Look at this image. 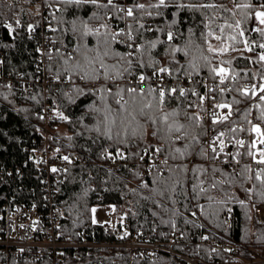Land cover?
<instances>
[{
    "label": "trees",
    "instance_id": "obj_1",
    "mask_svg": "<svg viewBox=\"0 0 264 264\" xmlns=\"http://www.w3.org/2000/svg\"><path fill=\"white\" fill-rule=\"evenodd\" d=\"M123 1L46 0L53 8L52 38L74 53L70 57L68 52L53 51L49 76L108 83L100 96L79 85L51 91L47 98L52 109L65 121L50 126L48 140L60 155L77 153L97 161L118 150L125 151L128 160L158 151L169 160V170L142 177L125 169L114 175L90 164L59 173L62 237L76 242L85 232L88 240L105 242L108 238L93 221L92 212L96 207L111 206L118 218L129 217L132 230L185 236L188 245L182 251L193 258L204 260L212 253L193 237L264 245V225L255 224L253 215V205L264 203V164L254 162L264 142V90L255 97L235 86L220 96L223 118L216 126L222 127L220 140L233 151L224 157L229 164L207 165V148L202 145L207 126L200 96L191 89L173 94L170 88L160 92L150 84L129 86L123 82L125 74L148 82L161 69L177 77L208 79L225 70L240 83H251L253 90L261 89L264 24L260 25L256 13L264 8V0H126L133 10L131 29L138 45L133 53L116 36L117 24L124 19L120 12ZM9 20L13 25H8ZM39 23L35 8L20 9L0 0V76L37 80V41L29 36V28ZM215 43L225 48L217 52L212 48ZM112 78L117 82L111 85ZM44 102L38 84L14 90L0 83V170L21 169L13 182L7 175L0 177V230L5 198L41 204L40 156L46 135L39 112ZM230 213H234L233 224L228 222ZM240 256L254 260L246 253ZM59 264L181 261L167 253L149 262L131 259L124 249H99L92 256L66 252Z\"/></svg>",
    "mask_w": 264,
    "mask_h": 264
},
{
    "label": "built area",
    "instance_id": "obj_2",
    "mask_svg": "<svg viewBox=\"0 0 264 264\" xmlns=\"http://www.w3.org/2000/svg\"><path fill=\"white\" fill-rule=\"evenodd\" d=\"M7 1L12 7H19L20 9L35 8L36 14L39 16L40 23L31 25L29 28V36L37 41L38 77L33 83L22 75L4 74L0 76V83L8 89L14 90L31 87L34 84L42 86L45 102L39 115L44 121L43 131L46 135V142L40 156L43 174L41 204L14 203V198H5L1 205L0 254L3 264H59L66 252H72L75 255L86 252L89 256H92L99 249H124L130 253L131 259L141 258L149 262L154 261L158 255L167 253L178 258L181 264H264V245L241 244L236 240L220 242L218 239L203 238L196 240L193 237L194 242L210 248L212 253L204 260L187 256L182 251L188 245L185 236L179 234L169 235L166 232L149 234L132 230L129 217L125 214L119 218L114 214L111 215L109 222L97 223L102 226L104 234L108 238L105 242L90 241L85 232L82 233L81 240L76 242H71L62 237L60 213L57 206L59 173L78 165L92 164L104 168L114 175H119L127 169L146 177L155 170L167 174L169 160L158 151H146L138 160H128L127 154L123 150L108 153L102 161H97L85 155L81 158L77 153L60 155L58 148L48 140L49 128L54 124H62L65 119L52 109L53 103L47 98L48 94L54 89L58 92L62 88L79 85L85 86L96 96H100L103 86L108 83L100 79L85 82L84 80L73 81L70 77L63 79L50 77L47 68L53 51L68 52L70 57L74 55L65 43L52 38L53 28L50 25V17L53 13L52 6L48 5L46 0ZM120 12L124 19L117 24V41L127 47L129 53H133L138 45L135 33L131 29V25L134 24L130 20L133 10L126 0L122 2ZM18 24L21 25L22 22L18 20ZM110 24H113V21H110ZM147 24L149 25V23ZM8 25H13V21L9 20ZM2 62L3 55L0 54V63ZM103 73L101 69L100 74ZM116 82L117 80L112 78L111 85ZM123 82L129 86L150 84L160 92L170 88L173 94L180 90L191 89L195 95L200 96L201 115L207 126V134L202 143L207 148V165L229 164L224 157L230 156L233 151L231 145L224 144L220 140L222 127L216 126V123L223 118L220 96L230 92L235 86L250 90L255 97L258 96L260 90H264V82L261 84V89L254 87L255 90H253L251 83H240L236 77L230 76L225 70H219L213 78L208 79L198 78L195 75L177 77L172 71L161 69L148 82L143 77H134L133 75L129 77L127 74L123 76ZM262 96H264V92ZM260 150L264 152V142L261 143ZM211 154H216V156L212 158ZM192 164L193 162L190 163V167ZM20 171L19 167L16 168L15 172L12 169L7 172L0 170V177L3 178L7 175L10 181L13 182L15 175H18ZM253 215L255 224L264 225V203L253 205ZM234 219V213H230L228 222L233 224ZM242 253L252 256L254 260H245L240 256Z\"/></svg>",
    "mask_w": 264,
    "mask_h": 264
},
{
    "label": "rangeland",
    "instance_id": "obj_3",
    "mask_svg": "<svg viewBox=\"0 0 264 264\" xmlns=\"http://www.w3.org/2000/svg\"><path fill=\"white\" fill-rule=\"evenodd\" d=\"M258 9H260V7H258ZM261 11H263V9ZM212 48L215 49V51L219 52L222 51L225 47L222 43H215L214 45H212ZM254 162L257 164H264V152L257 151L254 156ZM114 214L115 210L111 206L96 207L92 212L93 221L95 223L109 222L111 220V215Z\"/></svg>",
    "mask_w": 264,
    "mask_h": 264
},
{
    "label": "water",
    "instance_id": "obj_4",
    "mask_svg": "<svg viewBox=\"0 0 264 264\" xmlns=\"http://www.w3.org/2000/svg\"><path fill=\"white\" fill-rule=\"evenodd\" d=\"M256 18L258 19V21L260 22V25L264 24V12L263 11H258L256 13ZM258 29V26H255V30ZM247 94H250V90L248 91Z\"/></svg>",
    "mask_w": 264,
    "mask_h": 264
},
{
    "label": "bare ground",
    "instance_id": "obj_5",
    "mask_svg": "<svg viewBox=\"0 0 264 264\" xmlns=\"http://www.w3.org/2000/svg\"><path fill=\"white\" fill-rule=\"evenodd\" d=\"M44 128V127H43Z\"/></svg>",
    "mask_w": 264,
    "mask_h": 264
}]
</instances>
